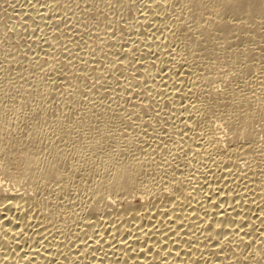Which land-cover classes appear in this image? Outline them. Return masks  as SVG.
Here are the masks:
<instances>
[{"label":"bare ground","instance_id":"obj_1","mask_svg":"<svg viewBox=\"0 0 264 264\" xmlns=\"http://www.w3.org/2000/svg\"><path fill=\"white\" fill-rule=\"evenodd\" d=\"M0 264H264V0H0Z\"/></svg>","mask_w":264,"mask_h":264}]
</instances>
